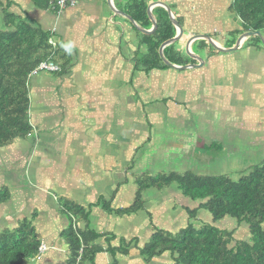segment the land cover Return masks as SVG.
<instances>
[{"label": "crops", "instance_id": "crops-1", "mask_svg": "<svg viewBox=\"0 0 264 264\" xmlns=\"http://www.w3.org/2000/svg\"><path fill=\"white\" fill-rule=\"evenodd\" d=\"M2 1L4 2V11H8V14L10 13L14 17L26 20L45 33H51L49 41L54 43V50L51 51V56L47 60L52 61L57 70L54 72H42L43 76L40 75V72L32 75L30 78L31 105H33V95L36 94L38 96L39 93L41 99L38 101V104L42 109L45 110L48 109V106H55L54 101L51 100L55 96V92H51L50 90L53 89L52 85H57L56 87H61L59 89H62L61 94L71 102L70 108H72L74 97L69 95V92L72 91L81 97L78 101V105L80 106L76 113L82 112L86 117L91 118L94 123H98V127L95 130L99 134L93 132L89 135L88 129V137H86L84 127L80 129L81 126H78L77 121L73 120L68 124L65 130L67 133L64 137L62 136L59 145L57 144L56 148L52 146L55 149L51 153L57 155L56 158L46 157V162L40 163V157L44 156L45 151L48 149L40 150L39 146H35L33 158L34 185L31 184L30 190L24 185L19 186L22 189L19 197L23 199V203L19 206L20 211H17L16 216L13 218L9 212L10 203L8 202H11V200L0 206V230H5L8 225L17 224L23 219H30L41 235L43 244L48 248L44 255H42L43 259L48 261L49 264L65 262L67 260L68 247L61 236L69 228V214L62 216L57 210V206L55 205L57 196L51 188L60 178H64L67 180V183L59 187V191L62 194L61 199H65L67 203H75L89 212L88 223L80 221L76 224L80 230L89 228L95 231L96 234L105 235V237L110 239L111 248L120 247L123 241L128 240L130 237L132 240L138 239V242L131 240V247L127 253L121 254L117 252L115 255H110L106 240L100 239L98 244L102 246L104 253L98 256L96 264H110L114 259L118 264H146L140 256L139 248L143 247L149 239L153 231L152 227L162 229L163 225L156 221L155 224H146L143 221H139L138 218H140V215L143 216V214L137 217L138 214L136 213H123L124 209L132 207L139 188L135 182L136 184L133 183L129 190L124 191L121 185H119L113 191L115 186L122 180L113 185L109 182L107 183L113 172L111 170L117 168L115 167L116 163L114 164L113 162L114 157L107 152V148L112 143L120 144L121 140L123 143V133L121 132L123 127L121 122H119L122 120L120 118L116 120V118L123 115L122 108L119 109L117 106L121 102H124L123 97L126 94V89L128 90L126 87L130 77V73H123L125 71L124 65L135 61L138 57L142 59L144 55H148L151 45L154 44L153 34L155 32H153V24L154 22L157 23V19H159L154 16V13L160 10L158 8H163L164 11H167L165 7L156 5L155 2L166 4L167 8L171 7L170 10L176 19L181 21L178 32H180L183 38L181 41L182 45H180L182 50L179 51L187 57L191 56L194 59V64L187 65L192 67L186 70L171 68L176 71L173 74L160 73L161 75L159 76H152L151 81H149L150 85L147 88L154 89L156 88V84L159 83V87L162 86L164 89H168L169 84L172 83L174 102L182 101V104L193 100L195 90L198 91L197 94L202 92L203 96H205L203 100L204 105L201 106L202 111H204V115L202 116L204 119V116L209 113L208 110L210 109H212L211 112L217 109L226 111L229 121L234 120L235 116H240V119L243 116L244 121L249 120L252 115L248 116L246 110L253 109L254 107L264 112V52L254 47L244 50L241 45L235 51L238 55L235 52H221L229 59L226 63V61H221L219 58L220 52L215 51L211 44H209V41L205 37L211 38L219 47L229 49V46L220 45L217 42L219 34H222L220 41L227 43L226 37L223 35L242 31V27H236L235 24L233 27L231 23L224 22L223 16L218 17L216 14V12H223L225 9H229L231 5V3L228 5L229 0L226 3H224L225 0H199L202 5L196 11V8L192 7L193 4H190L192 0H128L129 2L126 3L125 9L118 5V0H77L76 6L68 7L60 14L50 9L44 10L41 7H37L32 0ZM186 2L189 3L186 4ZM105 4L108 6L106 9ZM146 5H148V8L145 12L144 7ZM109 7L114 11L111 12L112 14L106 15V13L101 12V10L109 11ZM219 9L221 11H218ZM204 11H208L206 16L201 14ZM160 12L159 15L163 16V13L160 14ZM1 14L2 10L0 9ZM197 16H200L201 22L195 23V19L198 18ZM100 18H103V24ZM233 18L235 22L241 24L235 17ZM128 19H133L132 22L134 24ZM205 23H207V26L204 27ZM128 26L137 32V35L140 37V41L135 43V45L139 44L137 49L135 45L129 49V44H124L125 31L128 29ZM116 32L118 36L114 35ZM192 37H196V39L190 41ZM246 40L242 44L247 42ZM196 47L200 49L207 59L203 61L204 63L200 67L193 68L195 65H200L199 62H201L200 58L193 54V49ZM241 52H243L242 55H239ZM206 55L211 56L207 57ZM242 57L245 61L241 62ZM212 60L214 62L210 64ZM218 63H222L224 68L221 73L215 72L214 76L213 69ZM239 63L247 67L248 72L244 70L241 72L242 69ZM227 64L230 68L226 67ZM251 67L258 70L257 75L254 72H249ZM225 69H227V75L223 73ZM182 72L185 73L183 74ZM216 73L218 76H216ZM46 74L56 76V80L45 77ZM231 75H235L237 81L235 83L229 82L225 87H222L220 80H228ZM38 77L41 78L38 79ZM244 77H249L250 80V82L248 80V84L251 86L249 88L250 91L247 92L248 95L252 93V98L254 100L257 98V100L254 102L252 99V105L247 106L244 112L242 111V113L238 114V110H240L238 102L242 104L244 101L241 99L243 95L240 96L243 92L241 93L237 87L240 85L242 88L245 87V85H242L244 80H246L243 79ZM202 79L205 81L215 80L218 92L216 94L206 92L207 90H211V86L205 87L202 84L200 85ZM194 82L197 84H190ZM197 87L198 89H196ZM186 88L193 90V92L187 93L185 90L188 89ZM57 94L60 93L57 92ZM220 99L223 102H220ZM217 102L218 105L216 104ZM241 106L243 107V105ZM228 107L236 112L233 117L230 115L231 111ZM135 109L139 110L136 103L133 104L132 110ZM60 110L61 108L54 109L53 113L56 114L55 112H59ZM135 111L131 113L130 118L133 121L131 129L134 131L136 128L137 130L134 142L138 144L137 140L142 135L143 126H138L142 121L138 119V114L135 115ZM69 115L70 111L67 112V116ZM167 115L170 118L169 107ZM176 116L178 117L179 115ZM208 121L211 122V119ZM190 122H193V120ZM104 123L107 127L106 129ZM107 123L117 124L107 126ZM249 127L252 128L253 124L250 123ZM76 130H78L77 134L74 132ZM101 133L104 135L101 136ZM70 136L77 142V145L66 142V137ZM156 143L162 144L160 148H166V151L169 152L168 157L169 154H172L171 144L168 145L164 139L162 142H154V147ZM136 144L133 145V148L137 147ZM174 144L177 145V143ZM49 146L50 142L45 147L48 148ZM155 148H153L154 153L156 152ZM5 149H9V151H5V157L7 158L11 154L19 155L26 149L30 150L28 143H24L22 140L16 141ZM139 149L137 148L136 152ZM229 153L231 154L232 152ZM79 158L82 164L78 166L75 163L74 165V161ZM152 158L154 159V156ZM176 158V156L173 157V159ZM174 161H177V159ZM107 162L113 164H106ZM188 162L184 159V166L189 167L190 164H187ZM207 163L209 161L201 163L203 170L210 168L205 165ZM137 170H141V168H137ZM169 174H171V171ZM222 174L226 173L222 172ZM203 175L206 176V174ZM134 185L136 186L134 187ZM113 186L112 191L107 193L106 190L111 189ZM150 190L146 191L149 192ZM32 194L34 199L31 198ZM44 202H51V206L47 207L41 204ZM185 205L186 203L182 207L184 211L186 209ZM140 233H143L141 237L142 242H140ZM138 243L140 244L138 245ZM155 260L148 264H152Z\"/></svg>", "mask_w": 264, "mask_h": 264}, {"label": "rangeland", "instance_id": "rangeland-1", "mask_svg": "<svg viewBox=\"0 0 264 264\" xmlns=\"http://www.w3.org/2000/svg\"><path fill=\"white\" fill-rule=\"evenodd\" d=\"M227 1L228 0H225L224 3H226ZM233 1L234 0H229L228 5L229 3H231L232 5ZM127 2L129 1L118 0V5L121 8L125 9V5ZM187 3L189 2H186V4ZM190 4H193L192 7L196 8L195 11L201 7L200 5H202L199 0H192ZM106 8H108V6H106L105 4V9ZM160 11L161 10L154 13V16L156 18L162 17L159 15ZM218 11L221 10L219 9ZM101 12L108 15L114 11L110 8L109 11L101 10ZM165 12V18L170 19L169 13L167 11ZM160 14H162V11L160 12ZM201 14L206 16L208 14V11L201 12ZM216 14L218 17L223 16L224 22L226 21L228 23H231L233 27L234 24L236 27H242L241 24L234 21L233 17H236V14L233 13V11L225 9L223 12H216ZM197 17L199 18V20L198 18L195 19V23L201 22L200 16ZM100 20L103 24V18H100ZM128 20L132 22L131 19ZM132 24L134 23L132 22ZM172 25L176 30L175 25L173 23ZM205 26H207V23H205L204 27ZM134 28L136 27L134 26ZM261 31L263 32L262 34L264 36V30L261 29ZM236 33L223 35L226 37L227 43L220 41L222 34H219V37H217V42L220 45L222 44L225 46H229V49H231L236 45V42L244 34ZM114 35L118 36L117 32L114 33ZM139 38L140 37L137 35V32L133 31L132 28L128 26V29H126L125 31L124 44H129L130 49L132 46L134 47L135 43L140 41ZM181 41L182 40H180V42L178 41L177 43H174L175 45L173 47L176 50H182L180 46L182 45ZM246 41L247 42H244V44H242V49L246 50L247 48H249V44H251L250 46L256 47V49L264 52V45L262 44V42L261 44L258 42V45L254 46L255 38L253 36L249 37ZM232 42L234 43L233 45ZM204 43L207 45L206 42ZM231 45L232 47H230ZM138 46L139 44H136L135 48L137 49ZM123 49L126 50L125 48ZM242 53L243 52H241L239 55H242ZM193 54L199 57L201 62L207 59L197 47L193 49ZM236 55H238V53H236ZM206 56L208 57V55ZM182 58L185 60L187 56L185 54H182ZM189 58L191 62L187 60L188 64H194L192 63V60L194 62V59L191 56H189ZM219 58L221 59V61H226V63L227 60L229 61L227 56H225L221 52L219 54ZM171 60L172 62L175 61L173 59ZM242 61H245L243 57L241 58V62ZM184 62L185 61H182V63L180 64L184 65ZM213 62L214 61L212 60L210 64H212ZM239 65L242 69L241 72H243V70L245 72H248L247 67L241 65L240 63ZM167 67V70H163L160 72L152 71L150 73L148 72V68L146 69L144 67L143 61H141L140 57H138L135 61L124 65L125 71L123 73H130V77L128 79V84L126 87L128 88V90L126 89V94L123 97L124 102H121V104L117 106L119 109L122 108L123 115L116 118V120H118L119 118L122 120L119 122H121L123 127L121 129V132L123 133V143L121 142V140L120 144L112 143L111 145H109V148H107V152L114 157L113 162L114 164L116 163L115 167H117L116 169L111 170V172H113L110 176L111 178L109 179V181H107V183L109 182L111 185H113L114 183H117L121 180L122 181L116 186L114 185L115 188L113 186L111 187V189L106 190L107 193H110L113 188L114 191L119 185H121L124 191L129 190L130 186L133 185V183H137V185L139 186V182H150L149 178L157 179L158 177L160 178V175H168L170 171L171 173L181 175L206 174L209 176H220L223 172L232 176L234 180H238L242 174H246V172L250 171L252 165L261 162V160L264 158V112L263 110H258L257 107L246 110V107L251 106L253 103V96H251L252 93H250L249 95L247 93L248 91H250L249 88L251 87L248 84L250 82L249 77L243 78L246 79L242 84L245 85V87L242 88L241 85L237 87V89H239L241 93L243 92L242 94H240V96L243 95L241 96V99L244 101V103L242 104L241 102H238V105L240 107V110H238V114L246 110L248 116L252 115L249 120L244 121L243 116L241 119L240 116H235L234 120L229 121L226 111H220L219 109H217L216 111L211 112L212 109L208 110V108L207 110L209 111V113L204 116V119L202 117L204 115V111H202L201 106L204 105L203 100L205 99V96H203L202 92L197 94L198 91L195 90L193 100H190L191 102H187L186 104H182V101L174 102L175 98L172 93V83L169 84L168 89H164L162 86L159 87V83L156 84V88L154 89L147 88L150 85L149 81H151L152 76H159L166 73L173 74L174 72H176L169 66ZM226 67L230 68L228 64L226 65ZM223 68L224 65L222 63L216 64L215 68L213 69V75L215 76V72L221 73ZM256 71L257 73H255ZM249 72H254L255 75L258 74V70L253 67H251ZM182 73L184 74L185 72ZM223 73L224 75H227V69H225ZM40 75L43 76L44 74L40 72ZM216 76H218L217 73ZM45 77H50L52 80H56V76H50L46 74ZM40 78L41 77H38V79ZM165 78L168 79L166 76ZM236 79L237 77L235 75H231L228 80L221 79V86L225 87L226 84H229V82L235 83L237 81ZM190 84L197 83L194 82ZM201 84L205 87L211 86V90L206 91L209 92V94H216V92H218V90L216 89L217 83L215 82V80L205 81L202 79L200 85ZM56 86L52 85L53 89L50 90L51 92H55V96H53V98L51 99L54 101L53 103H55V106H48V109L44 110L38 104V101L41 99V95L39 93L38 96L36 94L33 95V105H31L30 119L32 121L34 132L31 136L28 137L26 141L22 140L24 143H28L30 150L26 149L22 154L19 155L11 154L7 158L5 157V151H9V149H0V188L1 186L8 187L11 192V198L9 199L11 200V202L8 203H10L9 212L12 218L16 216L17 211H20L19 206L23 203V199L19 197V194H21L22 191L21 187L19 186L24 185L30 190L31 186L34 185L33 158L35 146H39L40 150L48 149L45 151V155L41 156L39 160L40 163H45L46 157H57V155H53L51 152L56 148L57 144L59 145L62 136L64 137L66 135L67 132L65 130L68 124L73 120L77 121L78 126H81L80 129L84 127L86 137H88V129L89 135H91L93 132L99 134L95 130L98 127V123H94L91 118L86 117L82 112L78 114L76 113L77 109L80 106L78 105V101L81 98L80 95L75 94L72 91L69 92V95H72L74 97L73 107L70 108L71 102L66 99L63 94H61L62 89H59L61 87ZM186 89H188L185 90L187 93L193 92V90L189 88ZM196 89H198V87ZM128 91L130 92V94ZM57 92H59L60 94H57ZM213 99L216 101L215 98ZM256 100L257 98H255L254 102ZM220 102H223V100L220 99ZM135 103L137 108L139 109L138 111L136 109V111L132 110L133 104ZM216 104L218 105V102ZM241 105H243V107ZM168 107L170 108V118L169 115H167ZM59 108H61V110L59 112H55L56 114H54V109ZM229 110L231 111L230 115L233 117L236 112H234L230 108ZM68 111H70L69 116H67ZM133 111H135V115L138 114V119L142 121V123L138 126H143L142 135L137 140L138 144L134 142V136H136L137 130L136 128L134 131L133 129H131L133 121H131L130 117ZM176 115L179 116L177 117ZM210 119L211 122L208 121ZM192 120L193 122H190ZM250 123L253 124L252 128L249 127ZM116 124L117 123H107V126ZM104 127L105 129L107 128L105 123ZM77 131L78 130L74 132L77 134ZM100 135L102 136L104 134L101 133ZM163 139L168 145L171 144L172 154H169V157V152L166 151V148H160L162 144L156 143V148L153 146L154 142H162ZM48 142H50V146L46 148L45 146ZM66 142L68 144L77 145V142L71 136L66 137ZM174 143H177V145H175ZM135 144L137 147L133 148V145ZM52 146L55 148H53ZM135 148L140 149L136 152ZM153 148L156 149L155 153L153 152ZM228 152H232L234 154L231 153V155L230 153L228 154ZM152 156H154V159H151ZM175 156L177 157V161H174L176 159H173V157ZM184 159L189 161L187 163L190 164L189 167L184 166ZM207 161H209V163L205 165L210 168L203 170V168L201 167V163ZM48 162L50 163V161ZM75 163L78 166L82 164L80 158L78 160H75L73 164L75 165ZM106 164L113 163L107 162ZM137 168H141V170H137ZM66 183V179L60 178L51 187L57 196L55 205L57 206V210L62 214V216L69 214L66 211V205L68 203L65 199H61L62 194L59 191V187H62V185ZM135 186L136 185H134V187ZM177 187V183H171V185L169 186H162V189H151L149 192L144 191L141 196L142 205L140 206L139 204H135L136 210L134 212L138 214L137 217H139L140 214H143V216L140 215V218H138V220L143 221L146 224H155L156 221L157 223L163 225V230L169 231L172 234H176L177 231L187 227L188 222H190L196 228L210 225L217 227L219 230H235L234 235L236 239L246 240L248 238V227L245 224H242L241 226L237 225V223L235 222L236 220L229 217L225 218L223 221L214 223L212 216L208 212L201 211L198 214L196 220H190L188 214L182 209L184 202L182 204L181 201H185L186 207L190 208H194V206L199 205V201L192 202V200L184 197L182 192L178 191ZM31 198L34 199L33 194L31 195ZM50 203L51 202H44L41 204H44L48 207L51 206ZM138 209L139 211L137 212ZM142 236L143 233H140L139 237L141 238ZM131 240L132 238L130 237L128 238V240L123 241L122 246L130 244ZM140 242H142V238L140 239ZM139 244L140 243H138V245ZM169 261V255H166L160 259H156L152 264H167Z\"/></svg>", "mask_w": 264, "mask_h": 264}, {"label": "trees", "instance_id": "trees-1", "mask_svg": "<svg viewBox=\"0 0 264 264\" xmlns=\"http://www.w3.org/2000/svg\"><path fill=\"white\" fill-rule=\"evenodd\" d=\"M32 1L37 7L52 10L51 0ZM3 4L0 0V149L10 147L19 139L26 141L33 134L30 119V78L54 50L49 41L51 33H45L26 20L8 14V11L3 10ZM147 8L148 5L144 7L145 12ZM158 9L163 16L157 19L154 44L148 55L141 59L148 72L167 70L159 49L164 42L176 35L171 19L165 18L164 9ZM229 10L236 14L235 19L242 25V31L233 33L251 30L263 33L264 0H234ZM177 21L180 25L181 21ZM254 38V46L258 42L261 44L259 37ZM174 45L164 49L166 60L176 66L189 65L187 60L191 62L190 58L184 60L181 51L176 50ZM171 59L175 61L172 62ZM182 61H185L184 65L180 64ZM149 180L150 182H139L134 204L131 208L124 209L123 213L132 214L136 210L135 204L142 205L141 196L144 191L162 189V186L177 183V189L184 197L192 202L199 201V205L194 208L185 205V212L190 220H196L201 211L208 212L214 223L229 217L236 220L239 226L245 224L249 229V236L246 240L236 239L235 230H219L210 225L196 228L190 222L176 234L152 227L149 239L139 248L140 256L146 264L166 255L170 258L167 264H264V158L252 165L250 171L242 174L238 180L228 174L205 176L175 173ZM10 198L9 188L1 186L0 206ZM183 202L185 203L181 201ZM66 206L70 224L61 237L68 247L67 260L56 264H96L98 256L104 253L102 246L98 244L100 239L106 240L110 255L129 251L130 244L111 248L110 239L105 235L96 234L89 228L80 230L76 224L80 221L88 223L89 212L75 203H68ZM134 240L138 242L137 238ZM42 245L41 235L32 220L23 219L17 224L8 225L5 230H0V264H49L42 256L48 248L41 252ZM110 264L118 262L114 259Z\"/></svg>", "mask_w": 264, "mask_h": 264}, {"label": "water", "instance_id": "water-1", "mask_svg": "<svg viewBox=\"0 0 264 264\" xmlns=\"http://www.w3.org/2000/svg\"><path fill=\"white\" fill-rule=\"evenodd\" d=\"M155 4H156V5H161V6H163V7H165V8L167 9V11H168V13H169V16H170V19H171V21L173 22V24H174L175 27H176V35H175V37H174L173 39H170V40L164 42V43L160 46L159 54H160L161 59H162L163 62H164L167 66H169L170 68L186 70V69L192 67V66L180 67V66L172 65V64H171L170 62H168V61L166 60V58L164 57V49H165L167 46H169V45H173L174 43H177L178 41L180 42V40H182L183 36L180 35V33H178L179 23H178L176 17L174 16V14L172 13V11L170 10V8H167V5L164 4V3H162V2H156ZM131 21H133V19H131ZM153 25H154V26H153V32H155L156 29H157V23L154 22ZM150 34H151V33H150ZM252 36H253V37H259V38L261 39L262 44L264 45V38H263L261 32H259V31H249V32H247V33H244V34L239 38V40L236 42V45H235L233 48H231V49H223V48L219 47L218 45H216V44L212 41L211 38H209V37H205V38H207V40L209 41V44H211V46L215 49V51H218V52H235V51H237L238 48L242 45V43H243L244 40H246V39H248L249 37H252ZM192 38H193V39H192ZM192 38H190V39H191L190 41H193V40L196 39V37H192ZM202 63H203V62H200V65H195V66H193V68H198V67H200V66L202 65Z\"/></svg>", "mask_w": 264, "mask_h": 264}, {"label": "built area", "instance_id": "built-area-1", "mask_svg": "<svg viewBox=\"0 0 264 264\" xmlns=\"http://www.w3.org/2000/svg\"><path fill=\"white\" fill-rule=\"evenodd\" d=\"M77 5V0H51L50 1V6L52 11L60 14L64 10H66L68 7H74ZM50 44H54L53 42H50ZM57 70V67L52 61H46L43 62L33 73L37 74L39 72H54ZM46 251V246L42 245L41 247V252Z\"/></svg>", "mask_w": 264, "mask_h": 264}, {"label": "bare ground", "instance_id": "bare-ground-1", "mask_svg": "<svg viewBox=\"0 0 264 264\" xmlns=\"http://www.w3.org/2000/svg\"><path fill=\"white\" fill-rule=\"evenodd\" d=\"M178 33H180V32H178Z\"/></svg>", "mask_w": 264, "mask_h": 264}, {"label": "clouds", "instance_id": "clouds-1", "mask_svg": "<svg viewBox=\"0 0 264 264\" xmlns=\"http://www.w3.org/2000/svg\"><path fill=\"white\" fill-rule=\"evenodd\" d=\"M33 75V74H32Z\"/></svg>", "mask_w": 264, "mask_h": 264}, {"label": "flooded vegetation", "instance_id": "flooded-vegetation-1", "mask_svg": "<svg viewBox=\"0 0 264 264\" xmlns=\"http://www.w3.org/2000/svg\"><path fill=\"white\" fill-rule=\"evenodd\" d=\"M156 3V2H155Z\"/></svg>", "mask_w": 264, "mask_h": 264}]
</instances>
